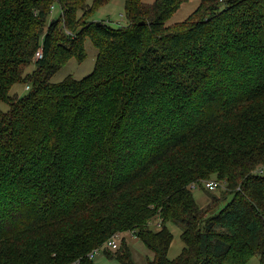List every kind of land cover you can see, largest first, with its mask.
I'll return each instance as SVG.
<instances>
[{"label":"trees","instance_id":"trees-1","mask_svg":"<svg viewBox=\"0 0 264 264\" xmlns=\"http://www.w3.org/2000/svg\"><path fill=\"white\" fill-rule=\"evenodd\" d=\"M186 1L126 0L113 27L92 21L111 0H0V264H96L120 233L148 264H264V0H202L166 25ZM88 38L93 73L52 83ZM104 253L136 264L126 241Z\"/></svg>","mask_w":264,"mask_h":264},{"label":"rangeland","instance_id":"rangeland-1","mask_svg":"<svg viewBox=\"0 0 264 264\" xmlns=\"http://www.w3.org/2000/svg\"><path fill=\"white\" fill-rule=\"evenodd\" d=\"M89 4L92 3L93 0H89ZM156 0H143L144 3L148 5H152ZM202 0H187L184 5L179 9V11L171 18L170 21L166 23L169 27L181 23H185L200 7ZM126 0H111V2L103 7L98 8L94 15L92 16V21L101 22L105 21L107 24L113 27H126L128 23V18L126 16L125 11ZM83 14L80 13L79 17ZM60 16V10L57 5L52 10V18H58ZM86 51H87V59L83 63H79L77 59H72L67 66L57 73L54 78H52V83H60L64 80L72 77L75 80H83L85 77L89 76L93 73V70L96 66L97 62V50L93 45V42L88 38L86 39ZM35 70V66L31 65L26 68V73H30ZM28 86L23 85H15L11 90V95H18L20 97L24 96L30 89L26 88ZM0 109L3 112H7L9 107L4 103L0 102ZM220 191V190H219ZM219 191L215 193L219 195ZM194 197L196 202L200 207H206V205L211 203L210 197L203 191V189L199 186H196L193 189ZM215 195V194H214ZM213 203V202H212ZM226 202L221 203L218 210L224 207ZM170 232L174 235V240L171 244V249L168 253V258L170 260H174L178 258V256L183 251L184 243L181 239V229L175 225L170 224L168 226ZM117 241H119V247L121 246L123 241L129 244L130 248H132L133 261L136 264H148V259H153V254L145 248V246L136 238L131 236L129 233H120V237H118ZM106 244H104L105 246ZM104 246L100 247L103 248ZM119 249V248H118ZM108 250V249H107ZM111 252V251H110ZM115 253V252H114ZM96 264H122L118 262L115 258H108L104 253V250L95 258ZM249 264H260V257L258 255L252 257Z\"/></svg>","mask_w":264,"mask_h":264},{"label":"built area","instance_id":"built-area-1","mask_svg":"<svg viewBox=\"0 0 264 264\" xmlns=\"http://www.w3.org/2000/svg\"><path fill=\"white\" fill-rule=\"evenodd\" d=\"M43 57V48L41 47L38 52L35 55V58L37 60L42 59ZM28 89H30L29 87H26ZM203 187H205V189H208L210 191H216L219 188V185L217 182H215L214 180L211 181H206L203 184ZM118 237H120V235L113 237L112 239H110L106 245L103 248H98L96 250H94L90 255L89 258L91 260H94L103 250L104 252L108 249V251H112V252H117L119 249V241H117ZM75 264H79V262L75 263Z\"/></svg>","mask_w":264,"mask_h":264}]
</instances>
